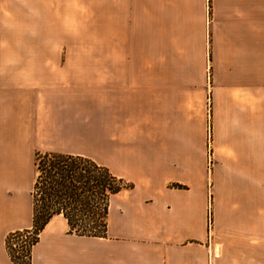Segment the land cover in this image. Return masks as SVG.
Masks as SVG:
<instances>
[{
    "label": "crops",
    "instance_id": "1",
    "mask_svg": "<svg viewBox=\"0 0 264 264\" xmlns=\"http://www.w3.org/2000/svg\"><path fill=\"white\" fill-rule=\"evenodd\" d=\"M95 3L94 67L0 83V264L5 234L32 224L33 183L12 182L36 152L131 187L109 197L105 236L53 216L31 264H264V0Z\"/></svg>",
    "mask_w": 264,
    "mask_h": 264
},
{
    "label": "rangeland",
    "instance_id": "2",
    "mask_svg": "<svg viewBox=\"0 0 264 264\" xmlns=\"http://www.w3.org/2000/svg\"><path fill=\"white\" fill-rule=\"evenodd\" d=\"M95 59V0H0V83L43 73L44 62L87 61L94 67ZM2 153L0 149V160ZM33 159L18 168L21 178L12 182L15 188L30 190L36 175ZM7 183L0 181V190ZM15 231L20 234L12 235ZM31 236V226L5 234L4 246L12 264H31L32 245L27 243Z\"/></svg>",
    "mask_w": 264,
    "mask_h": 264
},
{
    "label": "trees",
    "instance_id": "3",
    "mask_svg": "<svg viewBox=\"0 0 264 264\" xmlns=\"http://www.w3.org/2000/svg\"><path fill=\"white\" fill-rule=\"evenodd\" d=\"M33 165L36 175L30 192L32 236L27 241L29 246L37 242L40 231L55 215L65 219L68 233L105 236L108 199L131 184L82 156L36 152ZM19 234L20 231L12 233Z\"/></svg>",
    "mask_w": 264,
    "mask_h": 264
}]
</instances>
